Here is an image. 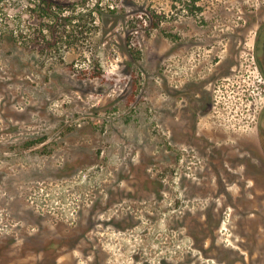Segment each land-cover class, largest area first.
<instances>
[{
  "label": "rangeland",
  "instance_id": "374dc122",
  "mask_svg": "<svg viewBox=\"0 0 264 264\" xmlns=\"http://www.w3.org/2000/svg\"><path fill=\"white\" fill-rule=\"evenodd\" d=\"M39 1L0 2V264H264V0H58L54 15ZM213 74L198 131L245 150L229 189L201 186L204 157L175 145V85ZM126 165L164 184L129 229L99 213Z\"/></svg>",
  "mask_w": 264,
  "mask_h": 264
},
{
  "label": "flooded vegetation",
  "instance_id": "af4514ba",
  "mask_svg": "<svg viewBox=\"0 0 264 264\" xmlns=\"http://www.w3.org/2000/svg\"><path fill=\"white\" fill-rule=\"evenodd\" d=\"M255 13L256 20L254 22V27L257 29V52L259 53L262 51V54H264V6H258ZM238 33L244 34V30H238ZM237 40H240V38L233 37V41L237 42ZM208 45H210L211 48L213 46L212 42L208 43ZM177 48L180 54L184 53L186 48L187 50L190 49L186 47L182 38H179ZM239 54L240 53L237 52L234 53L232 58H230L232 54L230 56L228 55L223 64L217 62L218 68L216 69V73L222 75L227 67H229V71L230 69L239 67V63L234 62L237 60ZM214 76L215 75L213 74L211 78L202 80H197L195 77L194 79L191 78L179 85H175L173 101L175 106L174 115L177 120L175 126V145L180 148L182 145H189L188 151H194L196 154L204 157L205 162L200 166L203 170L194 169L201 186L208 185L216 179L219 187L229 189L230 186L245 182V165L243 166V164H240L244 159L241 156L238 157L237 160L233 158L230 159V153L238 152L237 155H239L240 153L245 152V150H240V148H228V146L224 144V140L228 138L226 136H220L214 133L203 135L198 131V123L200 119L204 116L213 114L215 110L214 92L216 91V86L213 84ZM163 103L170 104L168 100H164ZM165 104L164 106L166 107ZM187 118L189 119L187 120ZM230 163H232V165ZM259 167L260 166L253 167V173L256 174L253 178L250 173H248L246 177L249 178V180H254L260 186V176L257 173ZM134 170V166L126 165L122 167V170L118 171L123 174H121L119 178L117 175L114 176V180L111 182L112 185L107 191L109 193L107 205L109 204L110 207L104 210L102 209L99 212L100 215H103L112 209H116L114 218H111L110 221L113 224V221H115V224L117 225V220H125L123 225L125 229L134 227V224L132 223V220H134L132 212L134 207L133 201L140 202L145 200V194H148V192L155 193L158 191L159 193V190L154 186L157 185L158 188H162L164 185L162 180H157L155 178L152 180L151 175L147 173L148 170H142L140 172L142 173L141 178L134 182ZM135 171L137 172V170ZM254 178H256V180ZM99 196H101L100 192L98 197ZM238 199L241 201L240 197H238ZM99 201L100 200L97 199V203ZM52 245H48L47 250L51 251L50 249L54 247Z\"/></svg>",
  "mask_w": 264,
  "mask_h": 264
},
{
  "label": "trees",
  "instance_id": "16d2710c",
  "mask_svg": "<svg viewBox=\"0 0 264 264\" xmlns=\"http://www.w3.org/2000/svg\"><path fill=\"white\" fill-rule=\"evenodd\" d=\"M1 1L3 2L4 0H0V2ZM63 7H64V4H62L58 0H40L39 1V9L41 11H43V13L45 15L46 14L47 15L57 14L58 11H62L63 10ZM92 12L93 13H95V12L99 13L100 15L103 14V12L101 11V8H99V6H97L95 9H93ZM110 13L113 14V13H115V11H110ZM63 20L65 21V23L63 24L65 26H68L69 24H72V22H73V18L72 17H65V18H63ZM14 35H15L14 31H12V34L10 36H11L12 40L14 39V41H16V37Z\"/></svg>",
  "mask_w": 264,
  "mask_h": 264
}]
</instances>
